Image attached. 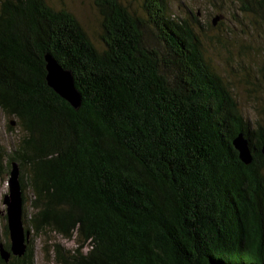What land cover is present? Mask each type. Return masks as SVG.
Instances as JSON below:
<instances>
[{
	"label": "trees",
	"instance_id": "16d2710c",
	"mask_svg": "<svg viewBox=\"0 0 264 264\" xmlns=\"http://www.w3.org/2000/svg\"><path fill=\"white\" fill-rule=\"evenodd\" d=\"M237 1L264 21V0ZM122 2L96 0L97 49L68 10L0 0V111L16 120L1 179L17 162L32 210L27 251L0 264H37L38 240L56 264H264V126L244 118L195 18ZM47 55L72 73L78 108L48 86Z\"/></svg>",
	"mask_w": 264,
	"mask_h": 264
},
{
	"label": "rangeland",
	"instance_id": "374dc122",
	"mask_svg": "<svg viewBox=\"0 0 264 264\" xmlns=\"http://www.w3.org/2000/svg\"><path fill=\"white\" fill-rule=\"evenodd\" d=\"M96 0H48L55 10L71 12L84 27L97 49L103 48L101 16ZM132 13L143 17L142 0H123ZM237 0H169L170 13L176 19L192 17L202 26L201 37L207 57L224 78L236 98L246 121L256 127L264 126V21L239 10ZM217 19L215 25L213 21ZM16 120L0 111V152H9L13 142L7 126H16ZM6 158V157H5ZM6 162V160H5ZM9 177L0 182V241L6 239V206ZM30 211V201L24 205ZM32 211V210H31ZM37 264H56L46 260L40 240L35 242ZM62 244L71 246L69 242Z\"/></svg>",
	"mask_w": 264,
	"mask_h": 264
},
{
	"label": "water",
	"instance_id": "95a60500",
	"mask_svg": "<svg viewBox=\"0 0 264 264\" xmlns=\"http://www.w3.org/2000/svg\"><path fill=\"white\" fill-rule=\"evenodd\" d=\"M217 19L213 21L215 25ZM47 83L48 86L61 98L66 100L73 108H78L81 104V94L75 85V80L70 71L65 70L57 60L51 56H46ZM235 150L239 154L241 162L250 165L253 161V152L249 141L243 134H239L233 141ZM264 154V147L262 149ZM1 182V168H0ZM9 193L4 197L6 206V220L10 239V250L0 243V257L8 263L13 256L22 257L27 251L31 238V232L24 224V198L20 181V168L17 162H12V170L8 179Z\"/></svg>",
	"mask_w": 264,
	"mask_h": 264
},
{
	"label": "flooded vegetation",
	"instance_id": "af4514ba",
	"mask_svg": "<svg viewBox=\"0 0 264 264\" xmlns=\"http://www.w3.org/2000/svg\"><path fill=\"white\" fill-rule=\"evenodd\" d=\"M0 243H2V244L4 245V243H3V242H1V241H0ZM0 258H1V257H0Z\"/></svg>",
	"mask_w": 264,
	"mask_h": 264
}]
</instances>
